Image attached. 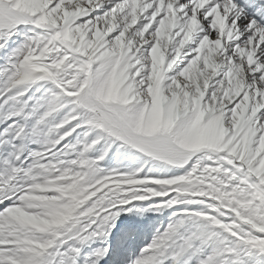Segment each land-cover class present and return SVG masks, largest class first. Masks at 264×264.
<instances>
[{"label":"snow or ice","instance_id":"1","mask_svg":"<svg viewBox=\"0 0 264 264\" xmlns=\"http://www.w3.org/2000/svg\"><path fill=\"white\" fill-rule=\"evenodd\" d=\"M0 264H264V0H0Z\"/></svg>","mask_w":264,"mask_h":264}]
</instances>
